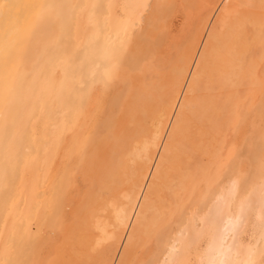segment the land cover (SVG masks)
<instances>
[{"label": "bare ground", "instance_id": "obj_1", "mask_svg": "<svg viewBox=\"0 0 264 264\" xmlns=\"http://www.w3.org/2000/svg\"><path fill=\"white\" fill-rule=\"evenodd\" d=\"M174 1L0 0V264H41L42 247L63 229L74 169L103 162L99 191L106 197L82 218L95 219L97 233L87 229L70 239L76 260L69 264H181L190 246L203 249L197 264H256L262 255L264 176L260 161L252 181L242 175L234 140L250 115L260 123L264 117V0H188L197 3L200 46L191 38L175 74L155 80L154 99L148 81L119 97L121 72L143 71L146 42L162 45L170 26L160 23ZM95 97L106 118L92 129ZM155 107L163 114L152 115ZM135 114L154 122L136 141L138 133L122 125ZM101 137L114 140L106 158ZM76 203L68 209L72 219L85 208ZM248 229L258 235L254 243L242 239Z\"/></svg>", "mask_w": 264, "mask_h": 264}, {"label": "rangeland", "instance_id": "obj_2", "mask_svg": "<svg viewBox=\"0 0 264 264\" xmlns=\"http://www.w3.org/2000/svg\"><path fill=\"white\" fill-rule=\"evenodd\" d=\"M154 1H158V0H154ZM186 0H175L174 1V3L171 5V7L167 10V12H166V14L164 15V18L162 19V22L163 23H160V24H162V26L164 27V28H166V27H169V29L168 28H166V33H168L167 34V36H164V38L161 40V43H162V45H160V46H157V44H154V45H150V43H152V42H146L145 43V47H144V52L143 53H145V55H148L147 57V59H145L144 61H145V63H144V65L146 64V66H145V68H143V71H140V70H130L129 68H127V70H125V72L123 71V72H121V74H122V76L117 80L119 83H117V81H116V83H117V86H116V88H117V90H116V94L119 96V97H121V96H123V95H125V96H127V97H131V96H133L134 94L133 93H136L137 91H140V88H142V87H140V85H142V82H146L147 83V81H148V85H152L151 87H148L150 90L152 89V91H153V87H155L156 89L153 91V92H155V93H153V92H151L149 89L147 90V91H149L150 92V94H149V98H155V97H157L158 96V92L156 93V91H157V86H155L156 85V79L158 80L162 75H165V74H169V75H174L175 74V69L181 64V62H179L180 60L179 59H181L182 58V56H184L185 55V53H186V50L190 47V45H191V43H192V41H196L197 42V40H198V47L200 46V43L202 42V39H203V35L200 37L199 36V34H196L195 32V27H196V25H197V22H198V19H196V18H198V17H196L195 16V14H194V11L196 12L197 11V3L196 4H194L195 2L193 1V2H191V5L189 4L190 2L189 1H192V0H187V2H188V4H186V5H188L189 7L190 6H192V5H194L193 6V8L192 7H190V8H188L186 5L184 6L183 5V3L182 2H184V4L185 3H187V2H185ZM227 0H219L218 2H222V3H225ZM180 2V3H179ZM196 2H198V1H196ZM180 4H181V6L183 5L184 7H181L180 6ZM179 5V6H178ZM218 5H219V3H218ZM176 7H178V8H176ZM179 7H181V9L179 8ZM188 8V9H186V8ZM195 7V8H194ZM184 8H185V10H184ZM193 9V10H192ZM177 10V11H176ZM183 10L185 11V13L187 14V16H186V14L183 12ZM189 12H188V11ZM177 13H176V12ZM172 12H173V14H172ZM192 12V13H191ZM189 13H191L192 14V17H191V14H189ZM175 14H177V15H175ZM170 15V16H169ZM194 15V16H193ZM189 16V19L187 18ZM170 17V18H169ZM172 17H174V18H172ZM186 17V18H185ZM194 17V18H193ZM202 17V16H201ZM170 20H172V21H170ZM184 21V23H186V24H181V23H183V21ZM168 21H170V23L168 22ZM191 23H190V22ZM213 21L214 20H212V23H213ZM166 22V23H165ZM165 23V24H164ZM169 23V24H168ZM174 23V24H173ZM193 23H195V26L193 25ZM168 24V25H167ZM172 24V25H171ZM177 27H176V26ZM189 27H188V26ZM191 25H192V27H191ZM78 26H79V30H80V32H84L85 31V29H86V22H84L83 21V18H79V21H78ZM182 28H181V27ZM187 26V29L188 30H186V27ZM193 26H194V28H193ZM162 27V28H163ZM175 27V28H174ZM191 27V28H190ZM171 28V29H170ZM182 31L181 33H180V30ZM183 28H184V31H183ZM167 29L169 30L168 32H167ZM191 29H194V30H191ZM176 31V32H175ZM179 31V32H178ZM195 31V32H194ZM183 32H184V34H183ZM194 32V33H193ZM172 34H174V37H173V35ZM179 34V35H178ZM194 34V35H193ZM204 34V33H203ZM170 35V36H169ZM172 35V36H171ZM188 35V36H187ZM190 35V36H189ZM178 36H180L179 38H180V40H179V42L180 43H178L177 41H178ZM195 36V37H194ZM168 37H171V38H168ZM173 37V38H172ZM166 38V39H165ZM181 38H183L182 40H181ZM191 38H192V41H191ZM167 39H170V40H172V41H170V40H168L167 41ZM175 39H176V42L174 43V45H172L173 44V40L175 41ZM183 40H185V41H183ZM164 41V42H163ZM183 41V43H181ZM172 42V43H171ZM185 42V43H184ZM164 43H165V46H164ZM169 43V44H168ZM171 43V44H170ZM189 43V44H188ZM149 46H148V45ZM175 44H178V47L177 46H175ZM166 45H168V46H173V47H168V46H166ZM182 45H184V50L182 49ZM148 46V47H147ZM154 48V50H156V51H154L153 52V48ZM159 49H158V48ZM163 47H165V48H163ZM177 49H176V48ZM171 50L172 48L174 49V50H171L172 51V54L169 52L170 50ZM197 48V47H196ZM168 49V50H167ZM176 49V50H175ZM178 49H180V51H181V49H182V51H183V53H182V51L180 52ZM198 49V48H197ZM196 49V50H197ZM148 50V52H146ZM162 51V52H161ZM176 51V52H175ZM178 51V52H177ZM156 52V54H153V53H155ZM174 52V53H173ZM175 53H177V54H175ZM179 53V54H178ZM152 57H151V56ZM154 55V56H153ZM165 55V56H164ZM169 55H170V57H169ZM174 55H176V56H174ZM171 56H174V59H173V57H171ZM150 57V58H149ZM158 57V58H157ZM166 57H169V59H170V61H172L171 63H168V61H169V59L167 60V59H164V58H166ZM156 58V59H155ZM150 59H152L151 61H150ZM153 59H154V61H153ZM158 59V60H157ZM165 60L164 62H163V60ZM167 60V61H166ZM150 61V62H149ZM153 61V62H152ZM161 62V65L163 64V67L160 65V63L158 64L157 62ZM169 61V62H170ZM152 62V63H151ZM167 64H166V63ZM149 63V64H148ZM150 63H151V65L153 66V64L155 63V66H156V63H157V65L158 66H156V68H155V66H153L154 68H152V67H150L149 65H150ZM180 63V64H179ZM169 64H171L170 66H168ZM148 65V66H147ZM263 65H264V61H263ZM262 65V66H263ZM159 66H161V67H159ZM167 68V70H165V69H163V68H165V67ZM168 66V67H167ZM150 67V69H147V68H149ZM157 67H159V68H157ZM152 68V69H151ZM174 68V69H173ZM125 69V68H124ZM146 69H147V71L149 72V74H147L146 73ZM155 70V73L154 74H151L152 72V70ZM156 69L158 70V71H156ZM161 69H163L164 71H162ZM153 70V71H154ZM127 71H128V74H126L127 75V77H125L126 75L124 74V73H127ZM131 71V72H130ZM160 71H162V72H160ZM141 72V73H140ZM123 74H124V76H123ZM146 74H147V76H146ZM158 75L159 74V77H156V75ZM152 75H155L154 76V78H153V76ZM263 75H264V68H263ZM148 76L150 77L151 76V78H152V80H151V78L150 79H148ZM121 79H123L122 81H121ZM125 79V80H124ZM146 79V81H144V80ZM128 80V81H127ZM149 80H150V82L152 81V83H150L149 84ZM153 80H154V82H153ZM127 81V82H126ZM123 82H125L126 84H124L123 86H122V83ZM129 82V83H128ZM112 85H114V83L112 84ZM146 85V84H145ZM128 86H130V87H128ZM143 86V85H142ZM134 87V88H133ZM137 88H138V90H137ZM125 89V90H124ZM129 89V90H128ZM134 89V90H133ZM136 89V90H135ZM128 90V92H126ZM119 91V92H118ZM261 91H264V89L263 90H261ZM123 92V93H122ZM126 92V94H124ZM153 93V94H152ZM112 94L113 93H111V94H108V95H106L105 96V98H110V96H112ZM155 94H156V96H155ZM152 95V96H151ZM152 99V100H153ZM151 99L149 100V102H147V105H149L150 107L151 106H155V104L156 103H153L154 101H152ZM152 101V102H151ZM166 101H168V99L167 100H165V102L164 103H166ZM99 106H101V105H99V101H98V98H96L95 97V101H94V105H93V109H94V111H93V116L91 115V118L92 119H90V120H88V122H89V124H90V126L88 127V128H96L99 124H100V122L101 121H103V120H105V113H104V115H102L103 114V112L102 111H105V110H103V108L101 107H99ZM165 106H167V104H165ZM160 107V106H159ZM161 108H162V106H161ZM161 108H156L155 107V109L154 108H152L151 109V112H152V115H153V113H155V111H159L160 112V110H161ZM99 109V110H98ZM96 112V113H95ZM100 112H101V117H100ZM139 110L137 111V113L136 114H139V115H142V113L141 112H139ZM135 114V116H136V118H134L133 120L132 119H129L128 117H124V120H126V122L124 123V124H122L123 125V128H130L131 129V133L132 134H134L135 135V133L137 134V136H134L133 137V140L134 141H136L138 138H139V136L141 135L139 132L141 131H143V130H146V129H150V128H147V126L149 125V127L151 126V121L149 122V124H147V120L149 119V118H147L146 116H139V115H136ZM163 114V112H160V115H162ZM99 115V116H98ZM121 115V114H120ZM96 116H98L99 118L97 119V117ZM104 118H103V117ZM138 117V118H137ZM144 117V118H143ZM96 118V119H95ZM100 119V120H99ZM103 119V120H102ZM118 119V118H117ZM138 119H140V120H138ZM94 120H96L97 122H98V124L96 125L95 123H97V122H95ZM130 120H131V122H130ZM137 120V121H136ZM100 121V122H99ZM132 121H133V123H132ZM141 121H143V122H141ZM144 121L146 122V123H144ZM91 122H92V124H91ZM102 123V122H101ZM130 123H132V125L130 124ZM136 123V124H135ZM251 123V124H250ZM117 124H118V122H117ZM116 124V127H114L115 128V131H118V129H120V128H122L121 126V124L119 123V125L120 126H118ZM153 124H154V122H153ZM153 124H152V126H151V128L153 127ZM36 125H37V128H36V133L37 134H39L40 133V121L39 120H37L36 121ZM133 125H134V127H133ZM93 126V127H92ZM251 126V127H250ZM140 129V130H139ZM120 132V131H119ZM236 139L234 140V144H235V146L237 147V151H238V153L236 154V160L240 163V168L242 169V175L243 176H245V175H247V174H249L250 175V180L249 181H252L255 177V175H254V173H255V170H257V166L259 165L258 164V162L257 161H260V164H261V174L259 175V176H264V117H263V119H262V123H260V122H258V120H257V117H256V119L254 118V116H251L250 115V117L247 119V122H246V127L244 128V131H243V133H240V134H237L236 133ZM240 136V137H239ZM239 137V138H238ZM218 139H220V137L218 136ZM109 140V139H108ZM111 141V142H110ZM242 141V142H241ZM99 142H104V144H105V147L103 148V155L105 156V158L106 157H109L110 156V154H111V148H113V145L111 144V143H114V140L113 139H111V140H109L108 141V144H107V141H106V138H104V137H101V140H99ZM238 143V144H237ZM242 144V145H241ZM242 146V147H241ZM111 147V148H110ZM241 147V148H240ZM110 148V149H109ZM239 148V149H238ZM260 151V160L258 159V160H255V158H254V155H256L257 157H258V152ZM124 160L127 162V160H128V158H124ZM247 162V163H246ZM246 164V165H245ZM248 165V166H247ZM94 167H87V170L85 171L84 170V172H81V170L80 169H76V170H78V171H76L75 169H74V171H73V173L71 174V178H70V181H69V188H68V192H67V195H66V203L64 204V209H63V215L65 216L64 218V220L66 221H64L63 223L64 224H66L65 226H64V224H63V229L61 228V229H58L57 230V232H55L54 234V237H53V240H55L54 238H56V241H58V242H56L55 243V245H53L54 243V241L52 240V238L50 239L49 238V240H50V242H52V243H47L49 240H47L46 241V243H47V247H46V244L42 247V253H41V255L42 254H44V255H42V256H40V260L41 259H43V262L45 263V261L46 260H48V261H46V263L45 264H69L70 262H74V260H76L75 258V251L73 250V242L70 240L71 238H72V240L75 238V236L76 235H78V233H80L81 231H86L87 229L89 230V231H92V232H94V233H97V230H96V225H95V219H87L86 220V222H85V220H83L82 218H85L86 217V215L89 213V209L88 208H90V205H91V203L94 201V202H96V201H101V200H103L106 196H105V194H103V192L101 191V193H100V191L99 190H102L103 188H104V180H105V176H104V173H106V170H105V162H103L101 165H99V164H95V165H93ZM244 166H245V168H244ZM248 167V168H247ZM98 169V170H97ZM103 169V170H102ZM97 171H100V172H102V173H100V172H97ZM80 173V174H79ZM83 173V174H82ZM90 173H92V175H95V176H92ZM95 173H97V175L95 174ZM100 173V174H99ZM75 174V175H74ZM27 175H28V177H27V179H30L29 181H28V183L30 184V182H32V179H33V177H32V174H31V171L30 172H28L27 173ZM79 175H81V176H79ZM106 175V174H105ZM77 176V177H76ZM81 177V178H80ZM92 177H93V179H92ZM76 178H79L78 180H76ZM84 179H86V180H84ZM92 182V183H90V181ZM80 181H81V184L83 183V185H81L80 184ZM88 181H89V183H88ZM101 181V182H100ZM79 182V183H78ZM73 183V184H72ZM75 183H77V185L75 186ZM88 183V184H87ZM94 183V184H93ZM28 184V185H29ZM72 184V185H71ZM90 184V185H89ZM95 184H96V186H95ZM103 185V186H102ZM81 186H83V187H81ZM94 186L96 187V189H94ZM100 186H102V189H99V188H101ZM88 187H90L91 189L93 188V190H90ZM80 188V189H79ZM85 188H88V189H86L85 190ZM78 189V190H77ZM83 189V190H82ZM85 190V191H84ZM88 190H90V191H88ZM98 190V192L99 193H97L96 191ZM83 191V192H82ZM89 192V193H88ZM95 192H96V194H95ZM73 193H75V194H73ZM80 193V194H79ZM82 193V194H81ZM93 193V194H92ZM101 195H102V197H101ZM72 196V197H71ZM80 196V198L78 199V197ZM74 198V199H73ZM82 198V199H81ZM88 198V199H87ZM78 199V200H77ZM72 201L74 204L76 203V202H78L79 200H83V203H85L84 204V206H85V208L84 209H82V210H80V211H78L79 213H81V214H79L78 212L75 214V217H74V219H72L71 217H72V215H71V213H70V210H68L69 208H73L74 206H76V205H74L73 203H71L70 201ZM76 200V201H75ZM70 203L69 204V206H68V204L67 203ZM73 204V205H72ZM77 204V203H76ZM71 206V207H70ZM86 206H87V208H86ZM68 207V208H67ZM67 208V209H66ZM88 209V210H87ZM68 210V211H67ZM84 212V213H83ZM70 213V214H69ZM69 214V215H68ZM85 214V215H84ZM70 215H71V217H70ZM69 216V217H68ZM76 220V221H75ZM67 222H68V224H67ZM70 222V223H69ZM92 222V223H91ZM76 224V225H75ZM90 225V226H89ZM91 225H92V227H91ZM81 226V227H80ZM62 227V226H61ZM91 227V228H90ZM69 228H70V231H69ZM94 230H93V229ZM60 230V231H59ZM96 230V231H95ZM247 231V232H246ZM245 232H244V234H243V241L246 243V244H250V243H254V241L255 240H257V236L258 235H253L252 234V231H251V229H248V230H246ZM73 232V233H72ZM125 232H126V230H120L119 232H118V234H119V237H120V240H123L124 239V237H125ZM58 235H57V234ZM247 234H249V235H247ZM61 237H60V236ZM53 236V235H52ZM57 236H59L60 238H62L61 239V241L59 240L60 238L58 237L57 238ZM62 236H66V237H62ZM246 236V237H245ZM64 238H68V239H64ZM64 239V240H63ZM68 240H70V242L68 241ZM248 240V241H247ZM251 240H253V241H251ZM64 241V242H63ZM247 241V242H246ZM107 242H109V241H107ZM59 243V244H58ZM106 243V242H105ZM61 244V245H60ZM106 245H108V243L106 244ZM106 245H104V243L103 244H101L100 246H106ZM49 246H51L50 248H51V250H52V246H53V251H50L49 249ZM60 246V247H59ZM260 246H262V244H260ZM58 247V248H57ZM67 247V248H66ZM48 248V249H47ZM60 248V249H59ZM49 250V251H48ZM69 250V251H68ZM191 250H192V252H191ZM46 251H48V252H46ZM203 249L201 250H199V252H197V250H193V247L192 246H190V247H187L184 251H183V253H182V258H181V264H197L198 262H199V258L202 256V254H203ZM53 252V253H52ZM63 252V253H62ZM198 253V255H197V253ZM48 253H50V255L52 256H49V254ZM73 253V255H71ZM47 254H48V256H47ZM195 254V255H194ZM67 255V256H66ZM47 258H45V257ZM67 257V258H66ZM193 257V258H192ZM45 260V261H44ZM43 262H41V264H43ZM256 264H264V249H263V253H262V255H260L259 256V258H258V260L256 261Z\"/></svg>", "mask_w": 264, "mask_h": 264}]
</instances>
